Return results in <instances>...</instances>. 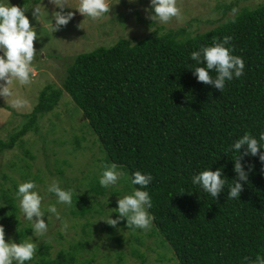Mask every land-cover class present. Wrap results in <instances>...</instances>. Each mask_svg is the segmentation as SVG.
Masks as SVG:
<instances>
[{
    "label": "trees",
    "instance_id": "trees-1",
    "mask_svg": "<svg viewBox=\"0 0 264 264\" xmlns=\"http://www.w3.org/2000/svg\"><path fill=\"white\" fill-rule=\"evenodd\" d=\"M242 1L213 0L209 8L213 19L202 20L203 15H199L187 28H167L137 17L138 21L155 26V30L140 39L120 38L111 47L98 46L77 55L66 67L60 88L45 87L29 113L14 114L23 121L19 128L0 138V154L22 150L24 156L20 161L25 162L24 167H17L15 162L12 165L24 174L22 179L35 182L39 174L31 177L28 172L31 164L27 161H32L34 155L26 148L25 138L29 133L39 134L46 167L39 172L46 175L55 169L61 178L63 169L56 163L52 169L48 166L47 158L53 151L43 148L45 142L55 140L40 134L39 121L54 111L65 93L96 135L102 156L99 161L91 155L95 163L88 165L87 171L75 163L80 166L75 171L84 176L70 178L76 181L77 189L73 190L72 204L64 205V209L86 219L80 227L83 234H92L90 220L95 215L109 214L113 219L118 215L112 212L116 202H110L108 210L103 206L105 195H120L123 190L130 193L138 187L126 179L121 180V189L99 185L103 168L115 163L128 177L137 170L152 174L147 191L152 198L149 211L154 220L147 233L127 228L124 220L116 227L105 222L101 228L105 235L114 234L117 227L142 232L133 236L137 244L144 243L143 234L158 239V246L166 245L173 252L176 264H241L246 256L254 259L258 253L264 254V174L259 153L241 160L249 176L239 199L227 198V186L213 199L191 184L192 175L222 166L224 178L232 183L234 162L233 153L226 151L228 145L244 132L258 136L264 130V4L250 8L240 6ZM27 2L22 0V5ZM32 3L38 4L40 0ZM200 23L212 27L203 33L189 29ZM36 24L42 22L38 19ZM224 36L232 37L229 44L233 54L243 58L245 71L240 78L226 82L221 93L198 82L188 66L194 63L190 59L192 51ZM48 124L52 134L57 123L50 119ZM95 164H99L97 169ZM85 179L87 183L82 184ZM2 180L3 184L12 182V188L0 184V223L8 227L6 232L18 243L30 238L31 226L17 217L19 207L11 191L15 193L18 184L8 174H3ZM66 186L65 189L71 188ZM85 188L80 195L75 193ZM111 239L117 243L121 240L113 236ZM88 244L78 240L66 249L52 252V244L44 239L37 243L29 264H92L95 252L90 259L83 257ZM131 254L145 264L143 254L136 249Z\"/></svg>",
    "mask_w": 264,
    "mask_h": 264
},
{
    "label": "rangeland",
    "instance_id": "rangeland-1",
    "mask_svg": "<svg viewBox=\"0 0 264 264\" xmlns=\"http://www.w3.org/2000/svg\"><path fill=\"white\" fill-rule=\"evenodd\" d=\"M32 2L34 0H28L26 5H22V0H10L12 5L29 8L26 15H28L30 22L35 24L36 31L40 35L38 41L34 40V48L37 54L32 61L30 84L20 85L18 82L13 81L9 85L12 95L6 98L0 96V138L2 139L8 133L20 127L23 119L18 115H14L15 113L19 115L29 113L35 106L39 93L45 87H61L66 67L73 62L77 55L89 52L98 46L111 47L120 38L140 39L155 30V26H150L137 19L140 16L145 21H150L144 11L145 7L148 6V0H109L113 4L109 11V16L98 20L84 19L83 15L75 9L65 8V12L73 11L75 14L66 26H62L57 30L52 27L50 16L53 11H59V9L51 4L49 0H40L38 4H33ZM67 2L74 4L77 0H67ZM212 2L213 0H183L181 3H177L180 9L179 16L174 17L165 26L167 28H187L188 23L193 19H197L199 15H203L202 20L213 19L214 15L209 10L213 4ZM261 4H264V0H243L240 6L256 8ZM32 7L40 9V15L37 19L31 15ZM38 19L42 22L41 25L36 24ZM192 26L189 29L193 33H203L212 27L207 23ZM17 98L22 99L24 104L19 108L11 107L12 100ZM5 106H9V109H4ZM57 114L58 116L56 117ZM50 119L52 123H57L56 131L52 134L47 127ZM85 121L81 111L65 93H62L60 102L54 111L45 115L39 121L40 134L45 133L49 140L53 138L55 140L51 143L45 142L43 148L48 152L53 151L52 156L50 157V154L49 158H47L49 160L48 166L52 169L56 163L57 167L63 169L64 175L61 178L55 169L49 170L51 173L47 171L46 175L40 174L39 170H43L46 167L43 153L39 148V134L29 133L25 138L26 148L34 155L32 161H27V163L31 164L28 172L31 174V177L39 174L35 183L38 185V191L43 197L42 206L45 207V210L48 204H56L54 203V200H56L55 194L46 193L47 184L51 183L52 180H56L62 188L65 189L66 185L69 184L73 190H76L77 183L74 180L71 181L70 178L80 177L82 179L84 174L81 175L77 173L78 171H75V168H80V166H75V163L82 165V169L87 171L89 169L88 165L95 163L94 160L97 158L99 161L102 160L99 150L100 143L89 125H85ZM83 138L85 139L83 140ZM91 155L95 157L94 160L91 159ZM23 156L24 154L20 149H13L12 151L0 154V184H3V174L10 175L11 179L15 180L17 184L26 181V179L21 178L24 174L16 170V167L12 165L15 162L17 167H24L25 162L22 163L20 161V158ZM98 165H96V169ZM92 171L94 170L92 169ZM67 179L69 181H66ZM82 182V184L87 183L86 179ZM122 186L123 184H120L117 188L121 189ZM3 188H12V182L9 181L3 184ZM85 190L86 188L79 192L75 191V193L80 195L81 191ZM126 193H129V191L123 190L120 195L116 196L105 195L106 197L102 200L103 206L108 210L110 202H116L118 196ZM11 194H14L13 191H11ZM56 207L60 218L57 219L55 216L47 214L49 218L44 217L48 224L47 233L43 237H33L36 243L48 239L52 244V252H56L61 248L66 249L73 242L83 240V242L88 241L89 243L86 247L87 252L84 253L83 257L90 259L92 253L95 252L92 264H141L140 259L135 258L131 254L132 249H136L143 254L145 264H176L173 252L171 250L168 251L166 245L158 246L156 244L158 239L155 240L143 234L144 243L140 245L135 242L133 236L141 235L142 232L137 234L136 232H129L127 229H120L119 227L114 230V234L105 235L101 231L102 225L105 222L97 221L101 218L98 215H95L94 219L90 220L92 234L89 237L83 234L80 228L81 225L86 223L85 218L75 217L69 212V208L64 209V205L62 204H56ZM108 215L106 214L103 217H107ZM17 217L22 223L30 225L23 218L20 211ZM65 223L68 225L66 229L64 228ZM0 225L4 227V237L11 238V233L6 232L8 227L5 224L0 223ZM142 231L143 233H147L148 229ZM58 234H61L63 238L60 239ZM112 236L120 237V243H117L113 239L110 240ZM94 248L95 250L97 248V250L95 251ZM120 257H123V260H120Z\"/></svg>",
    "mask_w": 264,
    "mask_h": 264
},
{
    "label": "clouds",
    "instance_id": "clouds-1",
    "mask_svg": "<svg viewBox=\"0 0 264 264\" xmlns=\"http://www.w3.org/2000/svg\"><path fill=\"white\" fill-rule=\"evenodd\" d=\"M49 2L59 9V11H53L50 16L55 30L66 26L75 14L73 11L65 12V8L75 9L83 15L84 19L98 20L109 16L113 5L109 0H77L74 4H69L67 0H49ZM28 10L29 8L12 5L10 0H0V96L4 98L12 95L9 85L13 81L20 85L31 82L32 61L37 54L34 40L38 41L40 34L38 35L35 24L30 25L26 15ZM144 11L152 24L157 25H167L180 14L177 0H148V6ZM31 15L37 19L40 9L32 7ZM231 39V36H224L219 41L214 39L211 45H202L190 53V59L194 63L188 67L192 69L196 80L211 85L221 93L225 89L226 82L240 78L245 71L243 58L233 54V48L229 44ZM23 104L24 101L17 98L12 100L11 107L19 108ZM242 147L243 152H241ZM261 150H264V130H261L258 136L244 132L228 145L226 150L233 153L235 178L231 180L232 183H228V180L224 178L222 166L215 171L206 168L192 175L191 184L213 199H216L227 186V198L239 199L249 176L241 160L244 156H257L259 153L261 172L264 174V151ZM124 179L130 185L138 187H133L130 193L118 196L117 206L112 208V212L118 213L114 219L108 215L97 221H104L109 226L116 227L119 221L124 220L127 228L147 230L154 220V216L149 211L153 206L152 198L147 191L153 176L151 173H142L137 170L128 177L126 172L113 163L103 168L98 177V183L102 188L112 189L118 187ZM46 193L55 194L56 204L66 206L72 204L73 189L62 188L56 180L46 185ZM14 196L20 213L31 226L32 235L29 239L18 243L11 238L6 241L4 227L0 225V264H29L37 251V243L33 237H43L48 231V224L44 217L48 219L47 214H51L59 219V212L56 204H48L45 210L42 206L43 197L34 181L18 183ZM67 227L65 223L64 228ZM241 264H264V254L258 253L254 259L246 256L241 260Z\"/></svg>",
    "mask_w": 264,
    "mask_h": 264
}]
</instances>
